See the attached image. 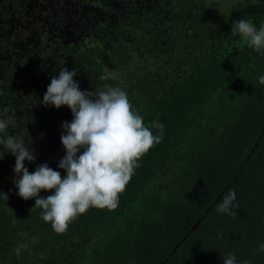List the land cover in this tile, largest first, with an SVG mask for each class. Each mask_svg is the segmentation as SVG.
Returning a JSON list of instances; mask_svg holds the SVG:
<instances>
[{"label":"trees","instance_id":"trees-1","mask_svg":"<svg viewBox=\"0 0 264 264\" xmlns=\"http://www.w3.org/2000/svg\"><path fill=\"white\" fill-rule=\"evenodd\" d=\"M241 18L259 28L264 0H0V114H15L6 134L34 150L29 172L65 175L72 115L41 103L63 67L82 91L119 87L146 126L164 125L118 207H90L64 233L16 194L15 157H0V264H223L227 253L264 264V56L229 35ZM169 167L172 188L146 199ZM229 189L236 217L216 210Z\"/></svg>","mask_w":264,"mask_h":264},{"label":"clouds","instance_id":"clouds-1","mask_svg":"<svg viewBox=\"0 0 264 264\" xmlns=\"http://www.w3.org/2000/svg\"><path fill=\"white\" fill-rule=\"evenodd\" d=\"M256 2L251 0L252 4ZM229 35L240 37L242 47L248 46L264 56V23L257 28L251 20L241 18L232 22ZM76 74L75 68L59 69L41 101L45 107L67 106L72 115L70 122L61 123L60 142L65 155L57 167L65 173L63 177L47 163L38 164L29 172L24 162L36 160L34 150L23 137L6 134L9 126L16 127L15 114H0V157L8 153L15 157L12 171L16 194L24 200L34 198L32 208L41 210V219L50 223L56 233L66 232L69 223L90 207L117 208L119 194L140 166L138 161L163 139L164 125L153 120L146 126L124 90L105 84L101 91H82L73 79ZM256 79L264 85V75ZM41 190H52V194L42 197ZM235 199V191L229 189L216 203L217 212L236 217L234 209H239V205ZM220 237L222 233H218ZM257 251L264 252V244ZM223 264H237L235 256L227 253Z\"/></svg>","mask_w":264,"mask_h":264},{"label":"rangeland","instance_id":"rangeland-1","mask_svg":"<svg viewBox=\"0 0 264 264\" xmlns=\"http://www.w3.org/2000/svg\"><path fill=\"white\" fill-rule=\"evenodd\" d=\"M172 175H173V169H172V167H169L168 169H166V171L165 172H163L162 174H161V176H159V177H157V179H156V184L154 185H152L150 188H149V190L147 189L146 191H145V193H144V197L146 198V199H150L151 198V196H153V192L157 189V188H162L163 187V189L164 190H170V188H172V186H170V184H166L165 183V185H164V181H165V179H166V181H168L169 180V178H173L172 177ZM170 186V187H169Z\"/></svg>","mask_w":264,"mask_h":264},{"label":"water","instance_id":"water-1","mask_svg":"<svg viewBox=\"0 0 264 264\" xmlns=\"http://www.w3.org/2000/svg\"><path fill=\"white\" fill-rule=\"evenodd\" d=\"M255 147H257V141L254 143V146H253V148L250 150V153L248 154V156L253 152V150L255 149ZM222 193H223V191H221V193L216 197V199L213 201V204L216 203V202L220 199ZM210 208H211V206L208 207V209H210ZM200 221H201V217H199V218L197 219V221L193 224V228L197 227V225L200 223ZM185 236H186V235H184V237H185ZM178 245H179V242L173 247L172 251H171L169 254H171V253L173 252V250H175V249L177 248ZM165 260H166V259H164V261H165ZM161 264H163V262H162Z\"/></svg>","mask_w":264,"mask_h":264}]
</instances>
